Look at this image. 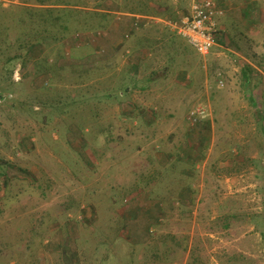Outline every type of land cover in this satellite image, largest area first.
I'll list each match as a JSON object with an SVG mask.
<instances>
[{
    "label": "rangeland",
    "instance_id": "rangeland-1",
    "mask_svg": "<svg viewBox=\"0 0 264 264\" xmlns=\"http://www.w3.org/2000/svg\"><path fill=\"white\" fill-rule=\"evenodd\" d=\"M192 3L0 0V264H264V21Z\"/></svg>",
    "mask_w": 264,
    "mask_h": 264
},
{
    "label": "built area",
    "instance_id": "built-area-1",
    "mask_svg": "<svg viewBox=\"0 0 264 264\" xmlns=\"http://www.w3.org/2000/svg\"><path fill=\"white\" fill-rule=\"evenodd\" d=\"M223 13L214 0H193L189 9L179 19L171 21V25L199 53L208 54L216 45L217 18ZM192 116H195L194 112Z\"/></svg>",
    "mask_w": 264,
    "mask_h": 264
},
{
    "label": "crops",
    "instance_id": "crops-1",
    "mask_svg": "<svg viewBox=\"0 0 264 264\" xmlns=\"http://www.w3.org/2000/svg\"><path fill=\"white\" fill-rule=\"evenodd\" d=\"M219 5V7L221 8V6L226 9V11L228 13L221 15L217 18V25L219 28L221 29H226V24L230 25L231 24V18H238L240 21H244L243 24H246V19H243L242 14H248V13H252L253 14V18L250 21L252 24H257L258 22L261 23L262 21H264V19L259 20L258 19V14L256 13V10H251V4L252 3H217ZM263 5V6H262ZM152 8H154L153 6H151ZM223 8H221L222 10H224ZM238 8V9H237ZM258 8V7H257ZM259 8H264V3H259ZM228 9V10H227ZM224 12V11H223ZM255 15H257V19L255 22ZM136 24V22H134ZM235 24H241L239 21H237ZM242 30H244L245 28L241 27ZM250 29H252V27L250 26ZM249 68H251L249 66ZM165 78V77H163ZM173 81L175 82H180L179 79H177V77L173 78ZM231 102H236L231 100Z\"/></svg>",
    "mask_w": 264,
    "mask_h": 264
}]
</instances>
